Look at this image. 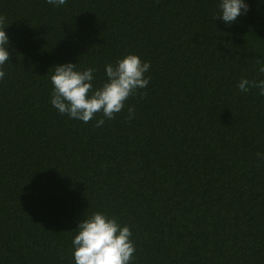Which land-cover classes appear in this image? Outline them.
<instances>
[{
    "label": "trees",
    "instance_id": "16d2710c",
    "mask_svg": "<svg viewBox=\"0 0 264 264\" xmlns=\"http://www.w3.org/2000/svg\"><path fill=\"white\" fill-rule=\"evenodd\" d=\"M247 3L226 26L217 0H0V264H72L97 211L131 228L133 264H264V96L237 88L264 79V3ZM129 53L149 84L114 119L51 106L54 66L99 85Z\"/></svg>",
    "mask_w": 264,
    "mask_h": 264
},
{
    "label": "clouds",
    "instance_id": "9594fccd",
    "mask_svg": "<svg viewBox=\"0 0 264 264\" xmlns=\"http://www.w3.org/2000/svg\"><path fill=\"white\" fill-rule=\"evenodd\" d=\"M68 0H46L53 7L60 8ZM264 3V0H261ZM218 14L214 19L226 26L237 22V18L249 11L247 0H217ZM2 23V20H0ZM9 37L0 28V81L5 77L3 66L9 63ZM258 72L264 73V62L257 61ZM151 65L136 54H126L114 63L104 65V81L96 85V69L83 70L71 62L54 66L50 76L52 85L50 104L62 116L88 123L95 120L101 127L106 120H112L126 106V101L139 90L147 88L149 77L145 74ZM237 88L241 93L252 89L264 96V79L250 80L242 77ZM127 119L135 118V108L129 106ZM101 118L97 119V115ZM258 164L264 165V152L256 154ZM71 240L72 264H133L136 246L132 230L118 218L97 211L77 224Z\"/></svg>",
    "mask_w": 264,
    "mask_h": 264
}]
</instances>
